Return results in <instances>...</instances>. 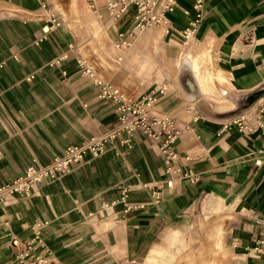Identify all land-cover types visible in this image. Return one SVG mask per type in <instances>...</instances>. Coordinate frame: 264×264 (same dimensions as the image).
Returning a JSON list of instances; mask_svg holds the SVG:
<instances>
[{
    "label": "crops",
    "instance_id": "crops-1",
    "mask_svg": "<svg viewBox=\"0 0 264 264\" xmlns=\"http://www.w3.org/2000/svg\"><path fill=\"white\" fill-rule=\"evenodd\" d=\"M195 1L129 36L131 13L116 21L105 0H0V187L119 128L96 78L155 97V115L181 131L170 165L157 143L123 132L31 197L0 198V264L262 263L264 136L227 123L245 99L264 122V0H202L200 18ZM197 19L208 66L182 48Z\"/></svg>",
    "mask_w": 264,
    "mask_h": 264
},
{
    "label": "built area",
    "instance_id": "built-area-1",
    "mask_svg": "<svg viewBox=\"0 0 264 264\" xmlns=\"http://www.w3.org/2000/svg\"><path fill=\"white\" fill-rule=\"evenodd\" d=\"M202 0H196L194 8L201 17ZM108 15L114 20H121L128 13H131L133 26L129 36L140 33L150 27H166L169 24L167 15L172 13L175 0H105ZM199 21H190L189 26L180 32L184 45L196 42ZM123 37V35H120ZM128 45L127 41L122 42ZM83 64L86 63L83 61ZM85 73L92 75L89 68ZM99 87V97L103 100L113 102L117 106L120 114V126L115 131L100 137L86 140L80 145L67 147L63 153L54 157L47 164L34 163L29 166L22 175L14 179L11 183L0 187V198L7 195H19L21 197H31L37 186L45 181H53L61 175L69 173L74 167L80 165L87 157L98 158L105 153L108 143L115 137H119L125 132L132 136L139 134L157 143L166 164L170 165L178 160V153L175 150V142L179 138L181 131L175 120L171 117H161L153 112L156 99L153 96L132 99L124 91L116 88L110 83L95 79ZM164 89H161L163 93ZM240 107L236 108V115L228 121L227 125L235 124L246 134L262 131L264 136V122L261 113L255 102L250 103L245 99ZM242 103V102H241ZM233 113V112H232ZM259 163V162H258ZM196 181V178L192 179ZM159 197V193H155ZM31 245V244H30ZM30 248L24 253L28 255ZM255 255L262 258L264 264V222L260 231L258 246L254 249ZM13 264H53L45 257H36L33 261L23 263V257Z\"/></svg>",
    "mask_w": 264,
    "mask_h": 264
},
{
    "label": "rangeland",
    "instance_id": "rangeland-1",
    "mask_svg": "<svg viewBox=\"0 0 264 264\" xmlns=\"http://www.w3.org/2000/svg\"><path fill=\"white\" fill-rule=\"evenodd\" d=\"M74 1H75V0H74ZM89 10H91V9H89ZM91 11H92V10H91ZM87 45H90V44L87 43ZM182 48H185V54H186V52H187L188 50H190L191 48L198 49L197 51L200 52L199 54L201 55V56H199V57L201 58V57L204 56V58H202V60H201V63H202L201 65L208 66V65L210 64L211 53L208 52L209 49L206 50V49L204 48V50L201 51V49L203 48V45H200L198 42L189 43V44H187V45H182ZM83 53H84V55H85L86 57H90V53H87L85 50L83 51ZM83 61H84L85 63H87V59H86V58H84ZM89 70L91 71V74H94V73H93V70H92L91 68H89ZM201 71H202V73H203V69H202V68H201ZM207 73H208V71H207L205 74H207ZM94 75H95V74H94ZM188 79L191 80L190 78H188ZM186 82H188V81H186ZM113 86H114V85H113ZM115 87H116V86H115ZM116 88H118V87H116ZM190 88H191V87H190ZM243 102L246 103V101H242L241 104H243ZM241 104H239V105L237 106V108L240 107Z\"/></svg>",
    "mask_w": 264,
    "mask_h": 264
},
{
    "label": "bare ground",
    "instance_id": "bare-ground-1",
    "mask_svg": "<svg viewBox=\"0 0 264 264\" xmlns=\"http://www.w3.org/2000/svg\"><path fill=\"white\" fill-rule=\"evenodd\" d=\"M73 1H74V0H73ZM74 3H75V2H74ZM74 6H75V4H74ZM201 64H202V63L199 64V67L201 66ZM199 67H198V69H199ZM199 70H200V69H199ZM258 93H264V88L261 89L260 92H258Z\"/></svg>",
    "mask_w": 264,
    "mask_h": 264
},
{
    "label": "water",
    "instance_id": "water-1",
    "mask_svg": "<svg viewBox=\"0 0 264 264\" xmlns=\"http://www.w3.org/2000/svg\"><path fill=\"white\" fill-rule=\"evenodd\" d=\"M250 103H252L253 101L251 100V101H249Z\"/></svg>",
    "mask_w": 264,
    "mask_h": 264
}]
</instances>
